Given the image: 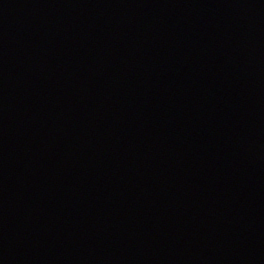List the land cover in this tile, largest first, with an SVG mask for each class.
Instances as JSON below:
<instances>
[{"label":"water","instance_id":"1","mask_svg":"<svg viewBox=\"0 0 264 264\" xmlns=\"http://www.w3.org/2000/svg\"><path fill=\"white\" fill-rule=\"evenodd\" d=\"M0 264H54L32 190L1 104Z\"/></svg>","mask_w":264,"mask_h":264}]
</instances>
